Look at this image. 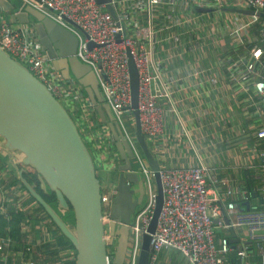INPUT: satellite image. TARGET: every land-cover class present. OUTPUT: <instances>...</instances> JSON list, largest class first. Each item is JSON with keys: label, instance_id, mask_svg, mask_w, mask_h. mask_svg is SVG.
<instances>
[{"label": "built area", "instance_id": "built-area-1", "mask_svg": "<svg viewBox=\"0 0 264 264\" xmlns=\"http://www.w3.org/2000/svg\"><path fill=\"white\" fill-rule=\"evenodd\" d=\"M27 7L52 18L55 22L73 32L79 40L76 56L90 65L98 76L99 88L106 103L111 107L115 120L134 152L135 163L146 184L147 198L139 211L134 214L130 224L129 247L124 264H138L142 250L143 234L151 223L156 207L157 187L155 174L148 168L136 147L125 121L136 127V118L132 107V78L129 66L130 55L133 58L139 76L138 107L141 129L150 149L162 153L168 142H173L169 133L168 118L175 117L180 137L177 141H186L197 151L195 139L189 130L178 107L176 92L180 89L181 76L171 72L166 64L160 65L156 59L157 48L165 41L178 42L182 33L177 30L165 38L161 33L170 28L189 31L203 22L205 12L194 11L179 16H171L172 24L159 25L156 20L158 7L163 9L176 5L180 0H111L100 3L98 0H20ZM218 12L225 7L264 10V0H213ZM108 5L116 13L114 17ZM164 5V6H162ZM202 5V3H201ZM227 12V11H224ZM231 13V12H230ZM252 17L259 14L249 15ZM243 19V20H242ZM239 30L248 28V15H242ZM22 23L13 25L0 13V47L24 64L49 90L74 113L79 109L70 103L83 100L77 95L75 84L66 82L63 75L53 66V60L42 45L34 25ZM235 26V24H233ZM233 37V36H232ZM91 43L94 45L91 46ZM251 57L243 58L232 64L231 74L235 82L252 85L259 99L264 115V50L257 43L250 42ZM104 72V74H102ZM213 81L217 82L214 78ZM84 97V96H83ZM90 110L95 112L90 99L85 98ZM77 100V101H78ZM129 115L128 118H125ZM83 118V114L81 115ZM108 128L107 130H105ZM93 134L96 148L109 153L111 157L115 140L111 129L105 127ZM258 136L264 138V126L258 130ZM155 154V153H154ZM264 163V150L260 153ZM119 159L113 161L117 162ZM120 163V161H119ZM160 175L163 183L164 203L158 224L151 238L149 264H156L164 249H175L191 264H226L227 255L236 250L238 257L248 259V232L253 238L264 229V212H242L232 200L234 190L229 177H219L217 171L207 163L188 165H161ZM226 186L227 207L220 205L217 198H211L210 184ZM102 201L111 203L112 188H105ZM111 200V201H110ZM244 210V209H243ZM230 213L234 214L233 216ZM47 215V213H44ZM106 223L111 219L107 218ZM232 216V217H231ZM226 217V219L224 218ZM218 220V223H216ZM229 232L245 230L238 237L236 249L226 236H218L217 229ZM10 239L0 237V251L5 252ZM259 247L264 264V241ZM31 264H33L31 262Z\"/></svg>", "mask_w": 264, "mask_h": 264}, {"label": "crops", "instance_id": "crops-1", "mask_svg": "<svg viewBox=\"0 0 264 264\" xmlns=\"http://www.w3.org/2000/svg\"><path fill=\"white\" fill-rule=\"evenodd\" d=\"M200 10L206 14L203 15V22H198L192 32L183 26L181 29H166L161 33L165 38L179 30L182 38L178 42L165 40L157 48L156 56L160 65L166 64L171 72L181 76L180 89L176 92L178 107L195 139L197 151L188 142L177 141V137H180L179 127L175 117H169V133L172 134L173 142H168V147H165L162 153L153 152L160 166L188 165L202 160L214 168L219 177L230 178V185L234 190L232 200L237 203L251 197L248 198L246 206L248 210L241 209L245 202H242L241 206L237 203L242 212H264V163L260 158V153L264 150V138L258 136V130L264 126V115L252 85L247 84L244 87L235 82L231 74L234 62L251 57L249 43L252 41L247 36L248 32L242 35L243 42L240 44L232 37L233 33L220 31L222 22L218 20V15L224 14L216 11L213 0H180L176 5L169 4L163 9L158 7L157 24L167 26L172 24V15L178 17L177 13ZM24 11L25 8L18 7L11 0H0V13L13 25L22 24L15 23L12 16ZM231 25L234 27L233 23ZM256 43L260 46L259 42ZM62 75L64 81L75 84L77 95L81 99L84 98H78V101L72 103H75V108H82L84 111L82 122L77 123L82 137L92 143L91 152L98 177H102L104 187L110 188L112 184L115 186L121 163L119 160L113 161L119 158V154L111 157V152H98L99 148H96L93 142L95 132L99 133L103 127H109V115L106 114L105 123L95 106V113L89 109L85 99H90L86 87H89L94 79L89 74V77H82L80 82L73 76L67 78ZM214 78L217 82L213 81ZM4 142L0 136V218L7 221L9 213L19 210L24 219L17 226V238L14 240L10 233H6L9 230L8 225H0V237L10 239L5 252L0 251V264H76V249L70 246L68 239L59 232L39 205L30 199L14 164L18 163V167L24 171H32V168L25 167L22 163L24 156L20 152L8 150ZM226 191V186L211 182L209 196L217 198L220 205L227 207ZM261 208L263 210H259ZM218 230L228 232L221 227ZM244 232V229H239L236 236H244ZM262 241L264 235H255L251 240L248 232L247 263L249 261L250 264H255L260 253L258 245ZM252 243H255V246H251L249 250ZM245 261L246 259L241 260L240 264H245ZM156 264L191 263L181 253L169 248L159 254Z\"/></svg>", "mask_w": 264, "mask_h": 264}, {"label": "water", "instance_id": "water-1", "mask_svg": "<svg viewBox=\"0 0 264 264\" xmlns=\"http://www.w3.org/2000/svg\"><path fill=\"white\" fill-rule=\"evenodd\" d=\"M98 1L109 3L111 0ZM108 10L116 17L110 5ZM223 10L247 15L259 14L264 17L262 9L225 7ZM12 19L15 23L34 25L42 45L61 74L67 78L73 76L80 82L85 76L91 75L94 79L93 83L86 87V91L99 115L105 119V123L106 114L109 115L108 125L115 140V147L123 161L119 167L117 193L110 206L112 220L109 222V232L104 216L107 213L105 205L110 203L102 201V191L105 187L98 177L94 157L76 122L64 104L42 81L0 47V136L5 141L4 145L8 150L20 152L24 156L23 165L38 173L43 190L49 188L56 193L61 209L73 208L75 223L71 225L28 182L24 177V169H20L18 163L14 164L29 194L43 207L62 234L75 247L76 264H124L130 234L129 225L138 205L133 199L135 193L133 187L140 183L142 176L132 162L134 159L132 147L124 138L110 105L101 95L96 72L76 56L79 43L76 35L30 6L26 7L23 13L13 15ZM93 45L91 43V46ZM129 66L132 78V107L136 118L135 132L144 157L155 174L157 187L156 207L147 232L143 234L138 263L149 264L151 238L163 207L164 192L159 160L150 149L141 129L137 110L139 76L131 56ZM130 205L133 206L131 210L127 209ZM245 205L248 206V201ZM257 234H264V229ZM233 238L235 239L231 241L233 248L236 249L238 238L235 232ZM108 246H113V257H110Z\"/></svg>", "mask_w": 264, "mask_h": 264}, {"label": "trees", "instance_id": "trees-1", "mask_svg": "<svg viewBox=\"0 0 264 264\" xmlns=\"http://www.w3.org/2000/svg\"><path fill=\"white\" fill-rule=\"evenodd\" d=\"M15 4L16 5H18V7H20L22 4H23V2L22 1H20V0H15ZM226 13H228V12H224L223 11V14H226ZM261 18H263L264 19V17H261ZM253 30L254 31H257V33H259V31L260 30H263L262 28H261V26L259 25V24H257V25H255L254 27H253ZM226 41V40H225ZM259 42V44H260V46L263 48V50H264V37H262V39H260V41H258ZM253 44H251V46H252ZM263 62H264V56H263ZM86 95V94H85ZM87 96V95H86ZM74 102H75V100H73ZM87 102V101H86ZM71 105H75V103H70ZM87 104H88V102H87ZM66 106V105H65ZM67 107V106H66ZM75 113H78V114H83L84 113V111H83V109L82 108H80L78 111H76ZM95 113V112H94ZM71 114V116H72V118L74 119V121L76 122V124H77V126H78V128H79V122H78V120H77V118H76V116H75V114L74 113H70ZM78 122V123H77ZM102 129H105L104 127L102 128ZM79 131H80V128H79ZM80 133H81V131H80ZM81 135H82V133H81ZM83 139H84V137H83ZM85 140V139H84ZM85 143H86V145H87V147L90 149V151H91V145H92V143H90V142H88L87 140H85ZM98 152H100L101 150H97ZM116 152V147L114 146L113 148H112V153H115ZM92 153V152H91ZM93 155V154H92ZM94 157V156H93ZM135 167H137L138 168V164L136 163L135 164ZM30 168V167H29ZM24 177L28 180V182H30L31 184H32V186L44 197V199L50 204V205H52L53 206V208L62 216V218L65 220V221H67L69 224H71V225H74V223H75V218H74V211H73V208L72 207H70V209L69 210H65V209H61L59 206H58V201H57V196H56V193L54 192V191H52L51 189H49V188H47V190L45 191V190H43L42 188H41V181H40V179H39V175H38V173L36 172V171H34L33 169H32V171H24ZM21 181V180H20ZM102 181V180H101ZM23 185V184H22ZM250 185H251V182H250ZM23 188H24V190H26L27 191V189L24 187V185H23ZM105 190H103L102 192H104ZM28 192V191H27ZM29 193V192H28ZM250 194V193H249ZM30 195V194H29ZM248 198H251V197H246V199H244V200H239V201H237V203L241 206V204H242V202H247L248 201ZM30 199L33 201V202H35V203H37V201L35 200V198L33 197V196H31L30 195ZM245 203L244 204H242V207L243 208H245V210H248L247 209V207H246V205H245ZM38 204V203H37ZM39 205V204H38ZM39 207L42 209V211H44V213H46V211L43 209V207H41L40 205H39ZM259 210H263L262 208L261 209H259ZM245 212V211H244ZM47 216H48V214H47ZM49 217V216H48ZM50 218V217H49ZM24 219V216H23V214L21 213V211H14V212H11V213H9V218H8V220L6 221L4 218H0V225H1V227H3V226H6V225H8L7 227L9 228V230H8V232H6V233H10L9 235H11V237H12V240H14L15 238H17V234H16V229H17V226L20 224V221H22ZM51 219V218H50ZM52 220V219H51ZM53 221V220H52ZM54 223V222H53ZM54 225L57 227V225L54 223ZM58 228V227H57ZM58 230H59V232L62 234V232L60 231V229L58 228ZM217 231V233H218V236H226V237H228L229 239H230V242H232L231 240L233 239V234L231 233V232H225V231H223V230H216ZM65 237V236H64ZM251 238V237H250ZM67 239V238H66ZM251 240H253V238H251ZM68 242H69V244H70V246L71 247H74L73 246V244L71 243V241L70 240H67ZM263 244H260V245H258L259 247L260 246H262ZM247 246V248H248V245H246ZM250 246V248H249V250L251 249V246L253 247V246H255V243H252V245H249ZM75 248V247H74ZM108 250H109V246H108ZM77 252V251H76ZM248 260V259H247ZM240 262H241V260H240V258L238 257V254L236 253V251L235 250H233L230 254H228L227 255V264H240ZM248 264H250L249 263V261H248ZM255 264H262V257H261V253H259V257L256 259V262H255Z\"/></svg>", "mask_w": 264, "mask_h": 264}, {"label": "rangeland", "instance_id": "rangeland-1", "mask_svg": "<svg viewBox=\"0 0 264 264\" xmlns=\"http://www.w3.org/2000/svg\"><path fill=\"white\" fill-rule=\"evenodd\" d=\"M11 1L15 4V0H11ZM21 6H22V8H26L27 7L26 5H24V3ZM241 19H242V15L241 16H238L237 14L230 13V12H228V13H226L224 15H222V14H220V16L218 15V20L220 22H222L221 23V26L219 28L220 31L223 30L226 33H227V31L230 32V33H233L234 34L233 35L234 40L237 41V42H240V44L243 42L242 35L246 34L247 32H248V35H247L248 38L253 43H256V42L260 41V39H262V37H264V30H260L259 33H257L258 30L257 31H254L253 30V27L255 25H257V24H259L261 26V28L264 29V19L261 18V16L252 17V16H249L248 15V29H244L242 31L239 30V27L242 24L241 23ZM232 23L235 24L234 27L231 25ZM246 46H248V45H246ZM65 104H66V106L68 105L67 102ZM74 114H75L78 122L81 123L82 122V118H81L80 114H78V113H74ZM128 117H129V115H126L125 118H128ZM125 125H126L128 131H129V133H130L133 141H135L136 147L139 150V152L141 154V157H142L145 165L148 168H150L149 165H148V163H147V161H146V159H145V157H144L145 156L144 155V152L142 151V148H141V146H140V144L138 142V139H137V136H136V132H135L136 131V128L131 127L127 121H125ZM107 129L108 128H106L105 130H107ZM100 178H101V180H103L102 177H100ZM154 182H155V180H154ZM105 188H107V187H105ZM110 188H112V194L115 195L117 193V184L115 186L112 185ZM111 198H113V196ZM111 204H112V202L110 203V205H105V209L107 210V213H108L107 218H110L112 220V217H111V207H110ZM104 217H106V216H104ZM105 222H107V220H105ZM112 250H113L112 247H109L110 257H113V255H112V252L113 251Z\"/></svg>", "mask_w": 264, "mask_h": 264}, {"label": "flooded vegetation", "instance_id": "flooded-vegetation-1", "mask_svg": "<svg viewBox=\"0 0 264 264\" xmlns=\"http://www.w3.org/2000/svg\"><path fill=\"white\" fill-rule=\"evenodd\" d=\"M66 49H68V48H66ZM119 154V161H120V163H121V165H122V163H123V161H122V159H121V156H120V153L117 151V149H116V154ZM132 162H133V164H134V166H135V160L134 159H132ZM134 188V191H135V193H134V200H136V204H138L137 206H136V211H135V213H137V211H139V209L141 208V206L145 203V201H146V198H147V191H146V184H145V182H144V178L141 176V178H140V183H138V185L137 186H134L133 187ZM132 205H130L127 209H129V210H131L132 209V207H131ZM134 213V214H135ZM133 216L134 215H132V219H133ZM130 226V225H129ZM107 232H109V228L107 227ZM129 237H130V234H129V236H128V246L127 247H129ZM112 248H113V246H112ZM113 251V250H112Z\"/></svg>", "mask_w": 264, "mask_h": 264}, {"label": "clouds", "instance_id": "clouds-1", "mask_svg": "<svg viewBox=\"0 0 264 264\" xmlns=\"http://www.w3.org/2000/svg\"><path fill=\"white\" fill-rule=\"evenodd\" d=\"M70 113V112H69ZM241 209H244L243 207H241ZM106 210V209H105ZM131 224V223H130ZM106 226H107V223H106Z\"/></svg>", "mask_w": 264, "mask_h": 264}, {"label": "bare ground", "instance_id": "bare-ground-1", "mask_svg": "<svg viewBox=\"0 0 264 264\" xmlns=\"http://www.w3.org/2000/svg\"><path fill=\"white\" fill-rule=\"evenodd\" d=\"M31 7V6H30ZM131 56V55H130ZM131 58H132V56H131ZM132 60H133V58H132ZM134 62V61H133Z\"/></svg>", "mask_w": 264, "mask_h": 264}]
</instances>
